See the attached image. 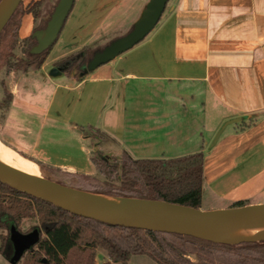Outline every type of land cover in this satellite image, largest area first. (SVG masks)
<instances>
[{"label":"crops","instance_id":"0c3cea01","mask_svg":"<svg viewBox=\"0 0 264 264\" xmlns=\"http://www.w3.org/2000/svg\"><path fill=\"white\" fill-rule=\"evenodd\" d=\"M136 1H85L84 12L75 18L77 29L87 32L83 40H94L116 13L124 18ZM81 2L75 0L73 8ZM163 16L146 43L86 77L54 66L58 58L50 63L53 67L46 60L38 71L53 89L44 107L29 78L0 82V102L6 88L10 95L0 119L2 142L35 161L90 175L73 155L59 153L63 131L89 160L90 149L78 143L88 139L83 129L100 131V126L134 158L169 159L203 151V192L207 184L213 196L233 202L232 207L257 176L249 171L250 161L264 152V0H173ZM236 118L242 120L228 123ZM224 122L216 143L234 138L236 149L224 162L235 154L237 161L226 170L218 167L220 173L210 182L205 147ZM231 124L233 131L224 136ZM259 203L264 201L251 204ZM107 260L103 255L102 261Z\"/></svg>","mask_w":264,"mask_h":264},{"label":"trees","instance_id":"16d2710c","mask_svg":"<svg viewBox=\"0 0 264 264\" xmlns=\"http://www.w3.org/2000/svg\"><path fill=\"white\" fill-rule=\"evenodd\" d=\"M40 3L41 0H31L28 8H24L22 0L1 32L0 68L6 66L8 72H28L30 69H41L47 60L54 45L41 53L32 52V49L38 43L34 33L44 29L50 18L41 19L42 24L25 38V57L12 61L14 51L19 45L23 17L27 12L39 17L40 12L36 7ZM102 48L85 47L77 57L62 59L59 66L66 65V74L78 76L84 72L94 54ZM97 131L99 130L93 127L83 129L92 146L100 144L94 134ZM106 156L107 154L98 149L92 151L90 160L102 175L109 180H116L118 184L109 189H89L82 186L77 188L100 194L159 200L201 208L205 165L203 151L169 159L134 158L127 151H123L119 159ZM82 178L89 179L90 175L84 174ZM247 204L245 201H237L232 207ZM29 218L38 219L44 235L24 255L20 264H97L98 249L107 252L109 260L104 264H129L134 254H146L158 264H264V241L228 244L189 235L104 223L74 215L0 181V229L8 231V234H0V253L8 259L14 252L10 238L11 228L18 229ZM43 258L47 262H43Z\"/></svg>","mask_w":264,"mask_h":264},{"label":"water","instance_id":"95a60500","mask_svg":"<svg viewBox=\"0 0 264 264\" xmlns=\"http://www.w3.org/2000/svg\"><path fill=\"white\" fill-rule=\"evenodd\" d=\"M21 2L22 0L0 1V34ZM168 2L169 0H148L129 32L114 39L101 50H98L89 60L84 72L80 73V76L83 77L114 60L145 39L161 20ZM74 3L75 0H59L47 26L34 33L38 43L34 46L32 52L41 53L55 44L73 9ZM59 67L64 71V66ZM55 70H58V68ZM241 120L242 118H236L228 121V123ZM224 127L217 133L215 143ZM0 181L18 191L48 201L74 215L95 219L104 223L147 231L189 235L204 240L228 244L264 241L262 235H253L237 241H223L215 238L218 233L239 223L252 221L260 225L264 224V203L247 204L225 209L203 210L201 208L159 200L100 194L68 186L41 175L28 174L2 161H0ZM149 205L162 206L163 213L175 211L178 214L189 217L164 216L157 213V211L146 209ZM40 237L41 231L39 228L29 233H22L16 227H12L10 238L13 243L14 252L10 258V263L18 264L24 255L37 245ZM43 262H47L46 258H43Z\"/></svg>","mask_w":264,"mask_h":264},{"label":"rangeland","instance_id":"374dc122","mask_svg":"<svg viewBox=\"0 0 264 264\" xmlns=\"http://www.w3.org/2000/svg\"><path fill=\"white\" fill-rule=\"evenodd\" d=\"M85 1L87 0H82L79 7L77 5L78 8L77 7L75 9L73 8L72 11L70 12L68 19L66 21V24L62 32L60 33L58 40L55 42L54 46L50 50V53L47 57L49 65L54 59L58 58V60L54 63V66H59L61 65L60 62L62 61V59H67L69 57L71 58L77 57L79 53H81L84 50L85 47H91L93 49L101 48V47L106 46L108 43H110L114 39L125 35L131 29L134 21L140 16L141 9L147 0L136 1V3H134V5L130 9H128L126 13L123 15L124 18H120L119 13H116L113 16V18H111V21L107 23L105 26H103L101 30L98 31V34L96 35V38L94 40H92L93 39L92 38L91 40H88L86 42L83 39H86L87 32L77 29V26L75 23V20H76L75 18L79 17L85 10V7H86V4L84 3ZM30 2L31 0H23V7L28 8V5L30 4ZM58 2L59 0H41V3L36 7V9L40 12V16L37 18L34 17L32 13L27 12V14H25V16L23 17L22 26L19 31V45L15 49L14 57L12 58L13 62H15L18 58L25 57L24 50L27 46V42L25 41V38L30 36L34 32V30L37 28V26L42 24L43 20L49 19L51 17ZM172 3H173V0H169L166 10L163 13L164 16L162 15L163 17L167 15ZM160 25H161V20L156 25V27L145 37V39H143L141 42L136 44L133 48L139 47L140 45L146 43L154 35L157 29H159ZM77 41L79 42L77 45L69 46L68 44V42L74 43ZM131 49H129L128 51H130ZM126 52L122 53L121 55L125 54ZM112 61L108 63H111ZM29 71L23 72L20 70L19 71L16 70L15 74L10 75L9 74L10 72L7 71L6 66L1 67L0 68V82L7 83L10 80V82L14 84V82L18 80L19 81L21 80V82L22 81L24 82V81H27L26 79L29 78L30 80L34 81L33 87L35 89V94H37L38 96V101L40 105L44 107L53 89V85L48 80L44 81V78L42 77V75H40V72L38 70L30 69ZM67 74L72 75L70 73H67ZM9 98H10V95H9L8 89L6 88L5 98L4 100H2L3 102H0V119L3 117L2 113L6 109V105L8 103ZM140 115L143 116L144 113L141 112L139 116ZM226 122L223 123L219 131L225 126ZM233 128H234V124H231V126H228L227 130L223 133V135L225 136V135L230 134L233 131ZM67 134L68 133L66 131H63L64 140L62 141V144L64 145V147H61V149L59 150V153L73 155L72 158L75 161H78L77 163L79 164V166L93 173L91 175L87 174V175H90L89 179H83L82 178V175H84L83 173L71 174L67 172L66 170L53 167L49 164L41 163L39 161H35V159L29 156L28 154L21 152V151H17L13 149L12 147H9L8 145L7 146L13 149L14 151L18 152L22 157L31 159L34 162H36L39 165V175L52 179L54 181L60 182L62 184L76 187V188L77 186H82V187L89 188V189H92V187L100 188V189H103V188L109 189L111 186L117 185L118 182L116 180H109L107 177L102 175L97 170V168L94 166V164L91 162V160L88 159V157L84 156V154H81L80 152L77 151L76 143H73V141L69 143L68 140H66ZM94 134L96 135L97 139L100 140V144L92 146L90 138H88L87 140L81 139L80 142L78 143V144H84L88 146V148L90 149L89 157H91L92 151H97L99 149L103 153L107 154L106 156L107 158H110V159L120 158L121 153L123 151L122 142L120 139H117L113 135L106 132V130L103 129L101 126H100V131L94 132ZM216 136L217 134L215 135L214 139L209 142L208 146L205 147L206 163H207L206 179L209 180L210 182L212 180L210 178L212 176H215V174H218V172L220 173V170L224 168L226 170L227 168H230L233 165H235L237 161V156H238L235 154L230 159L224 162L225 155L233 152V150L236 149V145L233 143L234 138L229 139V141L224 140V141L215 143ZM72 143L75 144L74 145L75 149H74V146H72ZM211 150L214 151L212 154H210ZM51 153L55 154L56 152L52 151ZM0 158L8 162H11V160L6 159L2 156H0ZM218 167L221 168L219 171H218ZM249 171L251 172L253 171L255 173L257 172V176L256 178H254V180L248 183L249 185L250 184L251 185L242 191L241 195L236 198V202L245 201L246 203L251 204L253 202L264 201V152L263 153L261 152V154L257 155V157L254 160L250 161ZM230 204L228 202H225L222 199L220 200V199H217L215 196H213V194L209 190V187L206 184L204 188V192H203V200H202V206H201L202 209L204 210L215 209V208L225 209V208H229ZM36 228H39L42 230V228L38 224V219L29 218V219H25L18 229L22 233H29ZM1 233L8 234V231H2L0 229V234ZM43 235H44V232L42 230L41 236ZM103 255H107V252L103 249H99V252L97 253V264H104V262L102 261ZM0 264H11L10 259H8L5 255L0 253ZM114 264H121V263L116 262ZM129 264H158V263L146 254H134L131 256L129 260Z\"/></svg>","mask_w":264,"mask_h":264},{"label":"bare ground","instance_id":"6f19581e","mask_svg":"<svg viewBox=\"0 0 264 264\" xmlns=\"http://www.w3.org/2000/svg\"><path fill=\"white\" fill-rule=\"evenodd\" d=\"M0 156L11 160L8 162L0 158V161L4 162L7 165H10L16 169H19L23 172L32 175H39V165L31 159L22 157L18 152L9 148L7 145L3 144L0 140ZM41 169V168H40ZM41 174V173H40ZM148 210L157 211L164 216H176L180 218H187L189 216L178 214L175 211L169 213H163V207L159 205H149L146 207ZM253 235H262L264 237V224L260 225L252 221L239 223L235 226H231L224 231L218 233L215 237L217 240L223 241H237L241 238L250 237Z\"/></svg>","mask_w":264,"mask_h":264},{"label":"flooded vegetation","instance_id":"af4514ba","mask_svg":"<svg viewBox=\"0 0 264 264\" xmlns=\"http://www.w3.org/2000/svg\"><path fill=\"white\" fill-rule=\"evenodd\" d=\"M64 67L66 66V65H63Z\"/></svg>","mask_w":264,"mask_h":264}]
</instances>
